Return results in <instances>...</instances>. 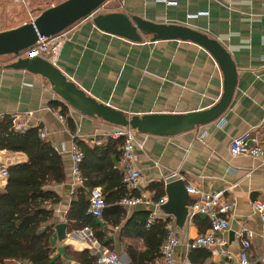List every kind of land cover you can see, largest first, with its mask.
I'll list each match as a JSON object with an SVG mask.
<instances>
[{"label":"crops","instance_id":"1","mask_svg":"<svg viewBox=\"0 0 264 264\" xmlns=\"http://www.w3.org/2000/svg\"><path fill=\"white\" fill-rule=\"evenodd\" d=\"M168 1L176 5L147 3V0H110V9L100 14L125 13L155 24L185 26L207 35L230 54L237 84L229 107L209 124L173 136L136 131V140L143 148H137L135 153L134 166L142 176L140 189L135 194L141 196L144 203L158 202L161 199L154 200L151 186L164 183L166 191L170 179L181 180L186 187L194 185L205 192L226 190V198L234 204L230 212L231 227L225 235L226 245L214 250L197 249L209 253L206 260L201 252L192 256V250L189 260L196 264H241V243L237 234L246 226L255 232L249 251L250 263L264 264V227L252 208L254 201L264 202V166L250 156L232 158L229 152L235 137L247 131L259 132L264 127V0ZM41 10L35 8L34 14L28 16L30 19L25 15L0 26V33L32 22ZM64 32L68 33L69 40L60 53V71L89 96L129 119L203 112L213 108L223 95V72L215 58L195 43L154 42L151 35H145L140 43H133L99 30L90 19L81 20ZM17 60L13 55L0 56V119H25L27 113H33L27 119L29 128L46 129L49 134L46 141L59 150L65 163V183L49 187L60 202L46 206L53 214L46 225L51 230L52 256L60 257L63 264H79L76 253L89 251L98 258L114 251L120 255L121 264H131V254L137 257L146 252L147 247L143 238L121 237L122 227H108V236L114 241L113 250L99 244L89 228L66 230V239H61L57 230L62 224L68 225L67 214L75 199L71 187V149L77 147V141L91 147L105 144L115 126L76 111L41 75L9 67ZM64 107L66 114L63 115ZM68 118L75 125L74 133L69 128ZM221 121H225L223 127H219ZM0 162L9 169L26 164L28 157L21 152L0 151ZM7 183L0 184L1 191L6 189ZM86 193L89 200L87 189ZM168 197L165 192L163 198ZM196 199L194 195L185 194L181 200L168 201L157 210L145 204L132 207L119 204L126 209L127 220L144 211L150 215L155 213L157 223L162 222L164 227L170 223L182 244L176 250L175 264H182L185 244L205 234L210 227L208 216L191 218L190 208ZM166 234L165 228V238ZM222 251L228 256L221 254ZM0 264L26 263L15 259ZM152 264H162L161 258Z\"/></svg>","mask_w":264,"mask_h":264},{"label":"trees","instance_id":"2","mask_svg":"<svg viewBox=\"0 0 264 264\" xmlns=\"http://www.w3.org/2000/svg\"><path fill=\"white\" fill-rule=\"evenodd\" d=\"M61 113L66 114L65 107ZM67 120L74 133L72 119ZM12 123L9 117L0 119V151L25 153L28 162L11 166L6 189L0 190V262L21 259L26 264H63L60 257L52 256L51 230L46 225L53 214L46 206L60 202L49 187L65 183V163L50 142L40 139L38 128L16 132ZM120 146L121 141L114 142L111 138L105 144L94 147L77 141V147L85 155L81 170L87 179V186L89 189L103 190L107 209L101 220L88 215L86 189L78 188L67 214V230L72 232L89 228L99 244L113 250L114 241L108 236V227H122L121 237L143 238L147 247L146 252L137 257L131 254V264H152L161 257L165 227L162 222L156 221L147 231L151 215L144 211L135 213L127 220L126 209L119 204L129 193L122 183L123 175L118 167ZM164 188V183L151 186L155 201L165 196ZM193 251L192 256L201 252L204 253V260L209 258V253L204 250ZM75 256L79 264H94L97 260L89 251L76 253ZM193 263L196 264L195 261Z\"/></svg>","mask_w":264,"mask_h":264},{"label":"water","instance_id":"3","mask_svg":"<svg viewBox=\"0 0 264 264\" xmlns=\"http://www.w3.org/2000/svg\"><path fill=\"white\" fill-rule=\"evenodd\" d=\"M108 0H66L43 11L35 20L17 29L0 33V56L13 55L17 62L11 68L27 70L46 78L54 91L76 111L90 118H99L115 127H129L144 134L173 136L204 126L217 120L229 107L233 98L237 72L228 51L207 35L180 25L155 24L141 17H130L125 13L99 14L93 23L99 30L113 36L140 43L145 35L153 41L181 40L195 43L207 50L217 61L224 75V92L220 101L211 109L188 115H153L127 118L123 113L98 102L68 80L59 68L40 57H26L22 52L36 45L39 36L54 37L71 28ZM168 200H181L186 186L181 180H170L166 184ZM61 239H66L67 226L57 228Z\"/></svg>","mask_w":264,"mask_h":264},{"label":"built area","instance_id":"4","mask_svg":"<svg viewBox=\"0 0 264 264\" xmlns=\"http://www.w3.org/2000/svg\"><path fill=\"white\" fill-rule=\"evenodd\" d=\"M151 1L154 3L176 5L168 0H147V3ZM105 5L93 12L87 19L93 21V19L104 9ZM68 40L69 37L67 32H63L50 38L39 36L36 45L24 51L23 55L26 57H40L58 68L61 50ZM32 116L33 113L30 112L27 113V118L25 119L20 117L14 118L12 123L14 130L16 132H26L30 129L27 119ZM60 119L64 121L62 116H60ZM224 124L225 121H221L219 127H223ZM48 135L46 129L39 130V137L41 140H47ZM108 137L115 141H121L122 144L118 167L123 175L122 183L129 193L120 203L126 207L145 204L155 210L160 206L167 204L169 201L168 198H162L158 202L148 201L144 203L141 196L134 195V193L140 189L142 177L141 172L134 166L135 153L137 148L142 149L143 146L136 140L133 129L129 127H115L114 130L109 133ZM54 149L59 153V150L56 147ZM229 152L232 158L250 156L258 161L260 165L264 166V127L259 132L247 131L235 137L230 144ZM70 157L73 164L71 185L73 192L78 188L87 189L89 193V206L87 212L90 216L100 220L103 218L105 210L107 209L103 190L101 188H88L87 179L84 177L81 170L85 158L84 152L74 146L70 151ZM8 179V168H5L0 162V184L8 182ZM186 192L197 198L190 208L191 218H194L195 216H208L211 224L205 234L192 239L185 244L186 254L185 260L182 264H194L189 260V254L192 250H214L226 245L225 235L231 227L230 212L234 204L226 198V190L205 192L194 185H188L186 187ZM252 208L259 215L262 226L264 227V202L254 201L252 203ZM156 221V214L152 213L148 220L147 228L153 227L156 224ZM165 228L167 234L161 246L160 258L162 264H175L176 250L182 244L170 223H166ZM254 237L255 232L246 226H242L238 231L237 238L241 243V252L239 254L241 264H251L249 260V251ZM221 254L228 256L226 251H222ZM95 264H121V258L118 253L108 251L103 255H100Z\"/></svg>","mask_w":264,"mask_h":264},{"label":"rangeland","instance_id":"5","mask_svg":"<svg viewBox=\"0 0 264 264\" xmlns=\"http://www.w3.org/2000/svg\"><path fill=\"white\" fill-rule=\"evenodd\" d=\"M65 1L66 0H0V26L8 25L13 20L25 15L30 19L31 15L34 14V9L37 7L42 8L44 11ZM108 3L109 2L106 3V8L104 7L101 12L110 9ZM29 15L30 17H28ZM133 132L136 133L135 130H133Z\"/></svg>","mask_w":264,"mask_h":264},{"label":"bare ground","instance_id":"6","mask_svg":"<svg viewBox=\"0 0 264 264\" xmlns=\"http://www.w3.org/2000/svg\"><path fill=\"white\" fill-rule=\"evenodd\" d=\"M63 33V32H62ZM28 50V49H27ZM22 54H23V52H22Z\"/></svg>","mask_w":264,"mask_h":264}]
</instances>
